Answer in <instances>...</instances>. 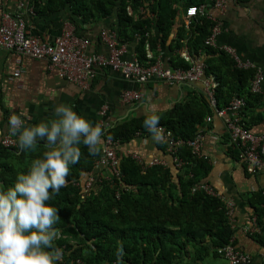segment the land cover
<instances>
[{
  "label": "trees",
  "instance_id": "16d2710c",
  "mask_svg": "<svg viewBox=\"0 0 264 264\" xmlns=\"http://www.w3.org/2000/svg\"><path fill=\"white\" fill-rule=\"evenodd\" d=\"M30 1L36 16L66 9L70 23L78 29L79 23L89 25L115 15L120 37L130 40L135 33L142 35L137 52L145 58L143 34L151 22L166 38L178 12L174 8L184 7L185 12L189 6H199L205 0ZM146 6L154 14L153 19L134 21L128 16V7L135 14L143 7V15L148 16ZM200 21L199 25L190 27L193 35L189 37V45L191 53L200 49L213 56L219 53L220 66L215 65L216 60L207 61L205 73L215 77L216 107L222 109L234 96H242L243 83L252 78L253 72L237 68L226 53L205 46L204 40L210 35L213 23L206 19ZM182 32L183 29L174 41L176 48L181 46L179 36ZM149 43L153 49L155 42L150 40ZM177 66L189 67L183 60L173 67ZM193 98L188 103L178 104L165 117L158 116L157 126L169 130L175 138L192 139L197 127L211 114L202 94ZM145 120L146 117L121 120L104 132L103 141L111 138L124 144L137 133L150 134L146 132ZM79 147L81 156L78 163L70 165L66 186L46 202L56 208L59 215L54 227L60 234L54 244L63 250V256L56 264H118L117 250L121 247L123 254L119 261L122 264H203L206 257L218 256L217 249L227 245L233 237L234 229L226 216L224 203L202 191L192 192L195 185L205 180L210 164L194 156L188 147L179 149L178 157L185 165L177 169L176 174L158 165L142 169L131 155L118 156L119 176L102 169L100 173L110 180H102L88 191L83 190V182L90 174L99 173L94 169L103 148L99 146L97 154H90L83 144ZM47 150L45 145L38 143L35 150L21 148V151L17 146L0 145V185L4 190L14 187L18 174H27L32 162L43 158ZM261 197V207L253 202L250 207L260 227V234L252 238L264 247V197Z\"/></svg>",
  "mask_w": 264,
  "mask_h": 264
},
{
  "label": "crops",
  "instance_id": "0c3cea01",
  "mask_svg": "<svg viewBox=\"0 0 264 264\" xmlns=\"http://www.w3.org/2000/svg\"><path fill=\"white\" fill-rule=\"evenodd\" d=\"M199 6L203 7V15L198 17L193 26L199 25L200 19L213 23L204 45L218 52L229 49L233 52L234 59L237 58L240 63L248 61L260 68L264 77V0H226L223 11L214 7L209 0H205ZM126 10L134 21L140 18L143 20L147 17L154 18V14L149 12L147 6L148 16L140 13L143 7L138 8L137 14L132 8L128 7ZM173 10L178 12L166 38H163L158 27L152 22L143 34L145 58L137 52L139 45V41L135 39L137 33L130 40L118 35L115 15L89 25L79 23L78 29L70 23V15L66 9L47 16H36L30 0H0V26L6 14L14 19L20 17L25 23L28 35L47 42H53L64 30H72L76 36L91 40L88 52L102 56H108V48L101 42L100 33L109 30L116 34L118 45L125 50L123 58L127 61H137L142 66H149L159 59L167 68H183L173 67L181 60L190 67L191 62L186 60L184 53L206 65L207 61L216 60L215 65L220 66L217 59L219 53L209 55L204 49L191 53L189 37L193 33L190 34L192 28L188 29L184 25V7ZM215 27L218 33L214 39V46H208L205 41L212 35ZM182 29L183 32L179 36L181 46L176 48L174 41L178 40ZM150 40L156 43L153 49ZM224 53L232 59L230 52ZM18 60L20 64L17 63ZM232 61L234 62L233 59ZM17 68L21 70V74L14 77L13 73ZM249 71L253 72L251 69ZM250 79H247L241 88L240 97L248 100L243 117L252 133L261 134L264 133V79L261 94L254 96L249 91ZM126 90L138 92L141 95L140 99L123 103L120 97ZM204 90L203 80L180 85H169L160 81L139 84L126 80L121 73L110 68L99 67L95 69V76L90 81L88 89L82 90L77 85L67 82L58 71L50 69L46 61L19 56L0 48V139L6 134L15 136L17 147L21 151L19 133L13 135L10 132L9 117L13 114L20 116L24 122L23 127H32L56 119L54 110L59 104L70 105L94 127L99 125L104 134L107 123L112 127L124 119L143 117L147 119L151 115L165 117L173 112L178 104L188 103L196 95L203 94ZM193 100L194 98L192 102ZM102 108L107 109L105 117L100 115ZM203 125L205 131L201 150L207 158L204 160L210 164L209 173L204 181L235 205L230 219L228 218L234 229L232 238L235 247L251 256L249 264H264V247L245 233V227L249 226L251 218L255 216L252 215L250 204L253 202L256 207H261L262 204L260 193L264 189V172L251 175L245 171L238 152L228 143L222 118L213 116L211 123ZM102 136L100 146L103 148ZM37 143L45 145V141L39 138ZM117 155L119 157L137 155L144 163L157 159L161 162L160 167L170 169L173 174L177 173L171 156L164 149L163 140L157 142L153 139L152 133L135 136L128 143L120 144L117 147ZM98 170L102 169L95 168L94 172ZM203 264H228V261L221 255L209 256L204 259Z\"/></svg>",
  "mask_w": 264,
  "mask_h": 264
},
{
  "label": "built area",
  "instance_id": "2783aa9c",
  "mask_svg": "<svg viewBox=\"0 0 264 264\" xmlns=\"http://www.w3.org/2000/svg\"><path fill=\"white\" fill-rule=\"evenodd\" d=\"M209 1L217 9L224 10L226 0ZM140 13L144 14V11L141 10ZM200 15H203L202 6H189L184 15L185 27L188 29L192 27ZM24 25L25 23L20 17L14 19L6 14L3 17V24L0 26V48L19 56L46 61L50 69L58 71L67 82L77 85L82 90L88 89L90 81L95 76V69L97 67L102 69L110 68L113 71L121 73L126 80L139 84L149 81H160L169 85H180L203 80L205 90L202 96L206 98V102L211 109V114L206 116L204 124L211 123L213 116L222 118L225 124L228 143L230 147L238 152L245 171L251 175L264 172V133H252L248 128L243 117L246 99L235 96L226 107L217 109L215 98L217 82L213 75H206L207 65L205 63L196 61L187 55V53H184L183 56L186 60L191 62L190 67L187 69L167 68L159 59L149 66H142L137 61H127L123 58L125 50L118 45L117 36L113 31L103 30L100 33L99 38L101 42L108 48V56H102L97 53L88 52L92 43L91 40L76 36L72 30H64L53 42H47L38 37L28 35ZM217 33L218 29L215 27L212 35L205 41V44L214 46V39ZM141 37V34H135L137 41ZM224 50L230 52L232 56V51L229 49ZM232 59L237 68L253 70L249 91L252 95L261 94V85L264 79L261 69L248 61L240 63L233 56ZM17 63L20 64V61L18 60ZM20 74L21 70L17 68L13 76L18 77ZM140 97L141 95L138 92L126 90L122 92L120 98L123 103H130L138 101ZM106 114L107 109L102 108L100 111L101 117H105ZM109 127L110 125L107 123L105 125V132ZM157 127L163 130L162 140L164 142V149L171 156L176 169H180L185 165V162L178 157L179 149L182 147H188L194 156L206 159L201 150L205 131V128L203 129L204 125L197 127L195 136L190 140L175 138L169 130H166L162 126ZM146 132L151 134L148 128ZM140 135V133L136 134V136ZM0 145L5 148H11L16 147L17 142L13 136L7 134L0 140ZM119 145L118 142L111 138L105 139L101 155L96 160L95 168L106 169L113 176L118 177L120 171L117 147ZM131 157L142 169L156 165L161 166V162L157 159L144 163L137 155H132ZM98 171L97 175L90 174L85 182H83V190L88 191L92 189L96 183H100L102 180H110L108 176L100 173L101 170ZM196 191H202L207 195L220 199L225 205L226 216L230 219L235 208L232 201L226 200L205 181L192 188V192ZM261 195L264 196V189L261 191ZM245 233L250 236L260 234V227L256 216H253L249 222V226L245 227ZM217 253L226 258L228 264H249L251 261V256L248 253L235 247L233 238L230 239L227 245L217 249Z\"/></svg>",
  "mask_w": 264,
  "mask_h": 264
},
{
  "label": "clouds",
  "instance_id": "9594fccd",
  "mask_svg": "<svg viewBox=\"0 0 264 264\" xmlns=\"http://www.w3.org/2000/svg\"><path fill=\"white\" fill-rule=\"evenodd\" d=\"M54 115L56 119L32 127H23L18 115L9 117L10 132L19 133L22 148L35 150L39 138L48 150L32 162L27 174H18L14 187L4 190L0 185V264H56L62 259L63 250L54 244L60 234L54 227L58 211L46 202L66 186L70 165L78 163L81 156L79 145L86 146L90 154L100 151L103 131L70 105L59 104ZM158 124L157 115L144 121L153 139L161 142L163 130ZM122 254L121 247L118 264H122Z\"/></svg>",
  "mask_w": 264,
  "mask_h": 264
},
{
  "label": "rangeland",
  "instance_id": "374dc122",
  "mask_svg": "<svg viewBox=\"0 0 264 264\" xmlns=\"http://www.w3.org/2000/svg\"><path fill=\"white\" fill-rule=\"evenodd\" d=\"M7 135V134H6ZM11 135V134H10ZM12 136V135H11Z\"/></svg>",
  "mask_w": 264,
  "mask_h": 264
}]
</instances>
